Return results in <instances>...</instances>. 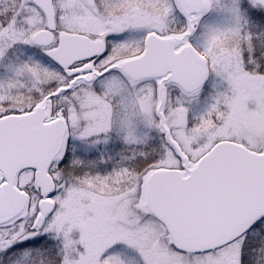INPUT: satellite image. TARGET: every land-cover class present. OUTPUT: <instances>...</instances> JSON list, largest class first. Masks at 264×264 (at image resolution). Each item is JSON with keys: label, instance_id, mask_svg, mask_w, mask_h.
I'll return each instance as SVG.
<instances>
[{"label": "snow or ice", "instance_id": "6c2138e0", "mask_svg": "<svg viewBox=\"0 0 264 264\" xmlns=\"http://www.w3.org/2000/svg\"><path fill=\"white\" fill-rule=\"evenodd\" d=\"M0 264H264V0H0Z\"/></svg>", "mask_w": 264, "mask_h": 264}]
</instances>
